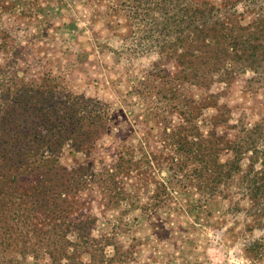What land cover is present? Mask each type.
<instances>
[{
	"label": "trees",
	"instance_id": "1",
	"mask_svg": "<svg viewBox=\"0 0 264 264\" xmlns=\"http://www.w3.org/2000/svg\"><path fill=\"white\" fill-rule=\"evenodd\" d=\"M98 1L111 3L115 20L125 14L146 23L138 30L174 60L176 71L159 77L164 88L157 94L170 109L147 107L139 123L124 109L74 93L52 71L33 74L41 64L36 40L51 21L45 18L35 40L23 46L16 36L21 26L9 19L28 8L36 15L51 10L41 0H0V53L7 55H0L7 58L0 63V264H129L133 253L115 236L93 234L98 218L84 195L95 191L106 207L125 202L159 216L176 209L178 190L212 199L235 186L250 201L255 221L264 216V124H237L235 136H221L224 114L204 119L214 96L197 102L182 91L185 84L209 89L228 83L249 69L264 80V18L245 24L230 0L223 7L207 0ZM64 26L78 29L75 22ZM141 84L153 86L150 77ZM170 114L177 121L168 120ZM67 147L92 163L66 167L61 155ZM262 250L264 238L245 252L258 259Z\"/></svg>",
	"mask_w": 264,
	"mask_h": 264
},
{
	"label": "rangeland",
	"instance_id": "2",
	"mask_svg": "<svg viewBox=\"0 0 264 264\" xmlns=\"http://www.w3.org/2000/svg\"><path fill=\"white\" fill-rule=\"evenodd\" d=\"M74 1L68 0L64 5L60 0H41L51 11L36 15L34 9L28 8L26 13L10 17L11 23L21 26L16 36L23 46L35 40L33 34L39 33V24H45V18L51 21L42 31V37L36 40L37 56L41 58L37 61L41 64L31 72L52 71L74 93L98 98L116 110L124 109L132 121L141 123L147 107L158 106L161 112H168V100L159 101L157 94L164 88L159 77L176 71L174 60L162 57L151 39L138 30L140 26L145 29L146 23L140 20V25L132 23L124 13L120 21L115 20L109 15L114 13L109 10V1ZM207 1L219 7L227 3L226 0ZM229 4L245 24L264 18V0H230ZM73 22L78 29L64 26ZM6 61L7 58L0 59L2 64ZM25 67L22 63V68ZM148 77L152 87L141 84ZM260 78L259 72L249 69L228 83L217 82L209 89L185 84L182 91L197 102L214 96L204 111V119L210 121L224 114L228 125L222 126L218 133L223 136L227 131L233 137L239 131L234 125L264 124V80ZM166 86L171 89L170 84ZM134 103L135 114L130 113ZM168 116V120L177 121L176 114ZM228 158L230 155L223 156L224 160ZM61 161L70 169L92 163L85 155L74 154L70 147L62 153ZM247 164L246 160L244 167ZM166 175L165 171L160 174L162 178ZM225 193L226 196L207 199L193 189L178 190L176 209L171 215L161 211L159 216H149L141 208L131 210L125 202L120 207H106L97 191L84 196L91 201L90 213L98 218L93 234L115 236L126 250L132 251L129 264H264V250L258 259H253L255 254L251 257L245 252L247 246L264 238V216L258 223L255 221L250 201L235 186ZM108 253L113 254V247L108 248ZM28 264L35 263L30 260Z\"/></svg>",
	"mask_w": 264,
	"mask_h": 264
}]
</instances>
